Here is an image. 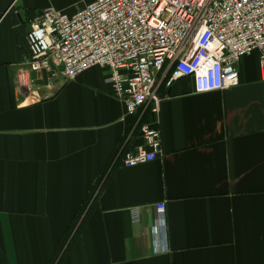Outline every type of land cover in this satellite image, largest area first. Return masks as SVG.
Here are the masks:
<instances>
[{"label":"crops","instance_id":"obj_1","mask_svg":"<svg viewBox=\"0 0 264 264\" xmlns=\"http://www.w3.org/2000/svg\"><path fill=\"white\" fill-rule=\"evenodd\" d=\"M93 1L0 0V264H50L91 192L60 264H264L258 53L239 62L237 86L196 94L189 78L162 85L159 113L131 119L104 69L61 84L26 68L31 19L47 7L73 16ZM142 125L159 130L161 156L124 168ZM162 203L166 251L152 232Z\"/></svg>","mask_w":264,"mask_h":264},{"label":"built area","instance_id":"obj_2","mask_svg":"<svg viewBox=\"0 0 264 264\" xmlns=\"http://www.w3.org/2000/svg\"><path fill=\"white\" fill-rule=\"evenodd\" d=\"M26 41L34 76L64 84L98 67L128 118L157 115L162 85L189 78L196 94L228 90L239 83L241 59L254 52L264 69V0H95L73 16L47 7L29 22ZM139 136L142 144L125 152L122 167L161 156L156 127L142 125ZM155 210L154 246L166 251L164 203Z\"/></svg>","mask_w":264,"mask_h":264},{"label":"trees","instance_id":"obj_3","mask_svg":"<svg viewBox=\"0 0 264 264\" xmlns=\"http://www.w3.org/2000/svg\"><path fill=\"white\" fill-rule=\"evenodd\" d=\"M93 193H90V195L84 202L83 207H81V210L75 217L74 221H72L73 223L69 226V229L66 232L64 239L61 241L57 251L55 252L50 264H60V262H62V260L70 250L69 248L72 247L73 243L76 240V237L82 230L86 217L88 216L89 209L87 210V208L89 206V203L91 202Z\"/></svg>","mask_w":264,"mask_h":264},{"label":"rangeland","instance_id":"obj_4","mask_svg":"<svg viewBox=\"0 0 264 264\" xmlns=\"http://www.w3.org/2000/svg\"><path fill=\"white\" fill-rule=\"evenodd\" d=\"M70 1L79 3V2H84L85 0H70Z\"/></svg>","mask_w":264,"mask_h":264}]
</instances>
